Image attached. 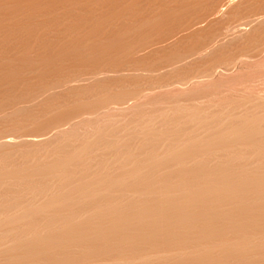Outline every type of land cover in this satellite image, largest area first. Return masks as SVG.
I'll use <instances>...</instances> for the list:
<instances>
[{
	"label": "bare ground",
	"instance_id": "6f19581e",
	"mask_svg": "<svg viewBox=\"0 0 264 264\" xmlns=\"http://www.w3.org/2000/svg\"><path fill=\"white\" fill-rule=\"evenodd\" d=\"M263 71L264 0H0V264H264Z\"/></svg>",
	"mask_w": 264,
	"mask_h": 264
},
{
	"label": "rangeland",
	"instance_id": "374dc122",
	"mask_svg": "<svg viewBox=\"0 0 264 264\" xmlns=\"http://www.w3.org/2000/svg\"><path fill=\"white\" fill-rule=\"evenodd\" d=\"M255 72H257V71H255ZM257 73H258V72H257ZM257 73H256V76H255L254 74H252V73H251V74H252V76L254 75V77H257V75H258ZM259 73H261V72H259ZM263 73H264V71H263ZM263 73H261V74H263ZM261 74H260L259 76H261V79H262V77L264 78V74H263V76H262ZM245 75H246V74H245ZM249 75H250V73H249ZM252 76L250 75V77H252ZM259 76H258V77H259ZM243 77H244V76H243ZM245 77H246V76H245ZM245 77H244V78H245ZM250 77H249V78H250ZM247 78H248V75H247ZM249 78H248V79H249ZM250 79H251V78H250ZM258 79H260V78H258ZM242 80H244V79L242 78ZM251 80H256V81H257V79H253V78H252ZM251 80H249V82H252ZM246 81H248V80L246 79ZM260 81H261V80H260ZM260 81H258V83H259ZM249 82L246 83V87L249 88V89H248V88H246V89H248L249 92H253L252 89L254 88V86H255V88H257L256 91H254V92H256V93H257V90H258L259 87H261V89H262V87L264 88V80H263V79H262V81L260 82L261 84H262V83H263V84L260 86V83H259V87H258V83H257V82H256L257 85H253V87L251 86L252 83H254L255 81L252 82L251 85H249V86H250V87H249V86L247 85V84H250ZM242 83H243V82H242ZM244 83H245V81H244ZM256 86H257V87H256ZM237 87H239V89H240V86H237ZM237 87H235V89H238ZM251 87H252V88H251ZM250 88H251V89H250ZM255 88H254V89H255ZM251 90H252V91H251ZM259 90H260V88H259ZM259 90H258V93L260 92ZM262 90H263V89H262ZM262 90H261V94H262ZM225 91H226V90H225ZM225 91H224V92H225ZM229 91H230V90H229ZM229 91H227V93H229ZM232 92L235 93L236 91L233 90ZM263 92H264V90H263ZM225 93H226V92H225ZM230 93H231V91H230ZM256 93H255V94H256ZM168 96L171 97V95H168ZM168 96H167V97H168ZM228 98H230V97H227L226 99H228ZM230 99H232V98H230ZM226 101H227V100H226ZM229 101H230V100H229Z\"/></svg>",
	"mask_w": 264,
	"mask_h": 264
}]
</instances>
